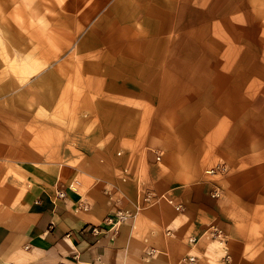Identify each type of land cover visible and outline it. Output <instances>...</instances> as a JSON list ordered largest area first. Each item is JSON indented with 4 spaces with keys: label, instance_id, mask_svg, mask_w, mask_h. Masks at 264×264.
I'll use <instances>...</instances> for the list:
<instances>
[{
    "label": "crops",
    "instance_id": "crops-1",
    "mask_svg": "<svg viewBox=\"0 0 264 264\" xmlns=\"http://www.w3.org/2000/svg\"><path fill=\"white\" fill-rule=\"evenodd\" d=\"M198 2L60 1L69 39L19 64L20 82L28 85L19 93L34 85L35 106L10 113L12 106L4 108L6 121L0 120V264H190L191 255L195 264H264V251H245L252 240L242 237L244 214H251L254 202L264 211V173L254 175L264 166L250 168L257 150L264 156V99L256 123L253 113V92L264 97V61L247 62L242 87L230 86L231 95L243 92L244 130L238 123L222 144L206 145L210 160H200L204 145L187 146L190 136L206 133L209 125L200 117L195 129L185 131L189 137L179 133L170 148L156 144L162 138L158 111L164 106L173 117L172 97L183 95L189 83L186 60L195 51L185 45L183 27L193 21L189 9ZM197 11L198 17L205 12V22L215 7L209 16L204 7ZM190 30L195 34L188 36L199 39V31ZM36 118L44 119L41 129L60 137L48 148L44 136L23 133ZM156 150L162 151L159 160ZM215 160L211 167L225 163L227 173L203 175L205 163ZM217 184L220 197L212 198ZM237 187L251 195L252 206ZM144 192L154 200L135 212ZM119 208L134 218L111 238L102 222ZM209 225L224 235L223 246L212 251L204 234Z\"/></svg>",
    "mask_w": 264,
    "mask_h": 264
},
{
    "label": "rangeland",
    "instance_id": "rangeland-1",
    "mask_svg": "<svg viewBox=\"0 0 264 264\" xmlns=\"http://www.w3.org/2000/svg\"><path fill=\"white\" fill-rule=\"evenodd\" d=\"M60 1L0 0V108H2L0 109V120L3 122L6 121L4 118L7 117L6 114H3L4 108L12 106L11 110L8 109L10 113L14 109L15 112H20V107L23 104H28L29 107L35 106L30 100L35 97L34 85L31 92L19 93L20 90L28 86L25 82L24 84L20 82L22 69L19 64L27 61L28 58L38 57V53H42L46 49L47 55L50 52L47 48L48 44L64 43L69 39L67 34L70 31L65 30V19L60 11ZM197 1H199L197 8L193 6L189 9L191 13L188 14V18H192L193 21L187 20L183 27L184 43L188 48L195 51L194 55H187L186 60L187 68H185L184 74L189 83L186 82L188 85L185 91L183 90V95L176 94L172 97L174 100L172 103L173 117L166 116L163 110L164 106H162L163 111H158L159 119L156 121V127L162 138H157L156 144L161 148H170L173 143L177 142L178 138L189 137L188 132L185 131L191 128L195 129L197 122L202 119L209 125L206 128V133H203L201 137L198 136V138L194 135L190 136L192 140L187 143V146L204 145L200 160L208 161L210 157L206 155V152H210L209 148L211 147H206V145L222 144L228 134L235 130V125L238 123L240 129L244 130V123L246 122L243 111L244 99L240 98L243 96V92L238 91L241 92L239 94L236 91L231 95L229 88L234 82H236L235 87H242L244 84L243 68L248 67L247 62L252 65L256 63V59L264 61V0H240L241 3L238 2L239 0H222L225 1L224 4L214 6L202 4L211 2V0ZM203 7L208 16L211 15V11L215 7L214 14L209 21L200 20V17L205 16V12L200 13V17H198L201 11L198 12L197 10ZM190 27L192 30L199 31V39L188 36L191 35ZM193 32L192 35L195 34ZM58 46L57 49L62 48ZM54 48L56 49V46ZM5 65L6 67H4ZM259 74L251 73V75ZM253 79L251 78V80ZM252 85L259 90V82L254 84L253 81ZM176 90L175 88L172 89V91ZM253 94H255L253 113L255 114L254 123H256V114L261 111L260 102L264 97H259L254 92ZM11 116L17 118L15 114L11 113ZM199 117L200 120H198ZM41 120L44 119H32L31 123L33 124L25 128L23 133L36 139L44 136L46 142L41 138L44 140L42 144L48 148L50 141L57 142L56 140H59L60 137L56 134L54 135L56 136L55 139L51 131L41 129L39 127ZM215 127H217L219 134L214 131ZM179 128L183 129L182 132H177ZM254 128L257 133L259 126ZM179 133L183 135L180 136ZM33 146L38 148L37 143ZM156 152L155 160L157 154H160V157L162 155L161 150H156ZM259 152L260 150L256 151L257 160L250 165L252 169L264 166V156L260 158ZM215 162L217 160L205 163L203 175L208 174V169ZM254 172L256 173L255 176L258 173H264L259 169ZM251 181L254 183L253 179ZM261 181L264 179L262 178ZM245 183L248 184L249 180H245ZM257 187V190H261V186L257 184ZM237 190H241L248 196L252 206L251 195L241 188L237 187ZM256 205L254 202L250 209L251 214L245 213L243 218L244 234L242 237L252 240L246 245L245 251L250 248H255L256 251H264V243L259 241L264 238V218L260 217L264 211L256 210ZM207 245H209L208 251H212L215 249L214 247H220L211 239H208Z\"/></svg>",
    "mask_w": 264,
    "mask_h": 264
},
{
    "label": "built area",
    "instance_id": "built-area-1",
    "mask_svg": "<svg viewBox=\"0 0 264 264\" xmlns=\"http://www.w3.org/2000/svg\"><path fill=\"white\" fill-rule=\"evenodd\" d=\"M160 158V154L156 155V160H159ZM208 174H213V175H223L227 172V166L225 163L220 162L219 164L211 167L208 169ZM221 194V187L217 184L214 185L213 188L211 189L209 195L212 198H219ZM59 197H63L64 193L63 192H59L58 193ZM154 196L152 195L151 192H144L141 196H140V200L139 202L135 205V212L140 210V208L144 207L145 205H151L154 198ZM171 203V202H170ZM82 207V209H86L87 206L86 205H79ZM174 207L176 210L181 211L184 209V206L181 203H175ZM134 212L128 210V209H117L116 211H114L111 214L106 215V217L103 219V225H104V232L108 233L110 235L111 238H113L115 235H117V231L120 228L121 225L125 224L127 221H129L130 219L134 218ZM92 230L95 233H99V229L98 228H92ZM204 234L206 235V237H208V239L211 240H215L216 243L220 246H223V242H224V235L222 233V231L220 229H218L217 227L213 226V225H209L207 227V230L204 232ZM190 241H195L194 238H190ZM222 258H224V260L228 263V259H229V253L227 251H225L223 253ZM195 260V256L191 255V257H187V262H189L190 264H195L194 262Z\"/></svg>",
    "mask_w": 264,
    "mask_h": 264
},
{
    "label": "bare ground",
    "instance_id": "bare-ground-1",
    "mask_svg": "<svg viewBox=\"0 0 264 264\" xmlns=\"http://www.w3.org/2000/svg\"><path fill=\"white\" fill-rule=\"evenodd\" d=\"M17 54V53H16ZM4 67H6V65L4 66ZM17 72V71H16ZM56 119V118H55ZM57 120V119H56ZM26 130V129H25ZM89 137V136H88ZM79 140V139H78ZM49 160V159H48ZM59 162H60V160H59ZM18 168V167H17ZM20 202V201H19ZM181 262V261H180Z\"/></svg>",
    "mask_w": 264,
    "mask_h": 264
}]
</instances>
